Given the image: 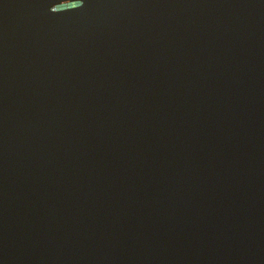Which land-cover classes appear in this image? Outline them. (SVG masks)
<instances>
[{
    "label": "water",
    "instance_id": "obj_1",
    "mask_svg": "<svg viewBox=\"0 0 264 264\" xmlns=\"http://www.w3.org/2000/svg\"><path fill=\"white\" fill-rule=\"evenodd\" d=\"M0 264H264V0H0Z\"/></svg>",
    "mask_w": 264,
    "mask_h": 264
}]
</instances>
